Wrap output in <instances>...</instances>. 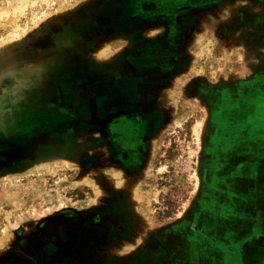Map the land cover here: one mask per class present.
<instances>
[{
	"label": "rangeland",
	"instance_id": "374dc122",
	"mask_svg": "<svg viewBox=\"0 0 264 264\" xmlns=\"http://www.w3.org/2000/svg\"><path fill=\"white\" fill-rule=\"evenodd\" d=\"M91 2L0 0V264H205L211 99L264 65V0L171 5L143 41L157 63L93 83L81 45L102 62L113 40L81 26Z\"/></svg>",
	"mask_w": 264,
	"mask_h": 264
},
{
	"label": "crops",
	"instance_id": "0c3cea01",
	"mask_svg": "<svg viewBox=\"0 0 264 264\" xmlns=\"http://www.w3.org/2000/svg\"><path fill=\"white\" fill-rule=\"evenodd\" d=\"M91 1L92 8L89 4L81 10L86 16L81 26L113 40L102 62L94 54L103 42L90 36L81 45L85 56L77 58V74L93 83L95 64L145 63L153 55L143 42L146 33L163 28L165 18L178 12L166 8L185 0H161V6L158 0ZM213 99L212 105L218 101L212 109L217 153L210 181L221 200L212 203L203 231L194 234L204 238L197 257L205 264H264V65L252 76L221 86ZM236 113L241 120L233 121L231 114ZM215 117L223 118V124Z\"/></svg>",
	"mask_w": 264,
	"mask_h": 264
},
{
	"label": "flooded vegetation",
	"instance_id": "af4514ba",
	"mask_svg": "<svg viewBox=\"0 0 264 264\" xmlns=\"http://www.w3.org/2000/svg\"><path fill=\"white\" fill-rule=\"evenodd\" d=\"M148 55V54H147ZM152 55V54H151ZM157 61V57H155V55L153 54L152 56H150L148 59H147V61L145 62V63H143V64H138L137 63V65H144V64H155V63H157L156 62ZM209 205H211L210 203H208ZM206 209H207V207H206ZM209 209V208H208ZM202 213V212H201ZM200 213V214H201ZM203 214H201V216H202Z\"/></svg>",
	"mask_w": 264,
	"mask_h": 264
},
{
	"label": "trees",
	"instance_id": "16d2710c",
	"mask_svg": "<svg viewBox=\"0 0 264 264\" xmlns=\"http://www.w3.org/2000/svg\"><path fill=\"white\" fill-rule=\"evenodd\" d=\"M166 216H168V215H166Z\"/></svg>",
	"mask_w": 264,
	"mask_h": 264
}]
</instances>
